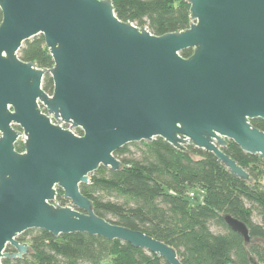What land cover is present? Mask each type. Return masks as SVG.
<instances>
[{"label": "water", "instance_id": "water-1", "mask_svg": "<svg viewBox=\"0 0 264 264\" xmlns=\"http://www.w3.org/2000/svg\"><path fill=\"white\" fill-rule=\"evenodd\" d=\"M185 1L188 27L154 35L118 19L110 0H0V264L29 252L17 236L30 229L117 239L183 264L169 245L96 215L80 184L100 166L120 169L119 148L156 137L211 152L242 179L227 141L264 160L251 124L264 120V0ZM39 34L48 68L18 56ZM58 190L69 204L56 203ZM223 219L250 241L245 223Z\"/></svg>", "mask_w": 264, "mask_h": 264}, {"label": "trees", "instance_id": "trees-1", "mask_svg": "<svg viewBox=\"0 0 264 264\" xmlns=\"http://www.w3.org/2000/svg\"><path fill=\"white\" fill-rule=\"evenodd\" d=\"M110 1L118 19L154 35L183 30L190 23L185 0ZM190 53L191 49L180 52L183 57ZM18 56L39 68L53 64L41 34L26 40ZM52 86L46 74L42 88L50 93ZM251 124L264 132V120L253 119ZM15 148L22 151V143L16 142ZM222 151L247 172L248 179L231 175L211 152L189 145L179 150L156 137L119 148L114 155L122 167L100 166L79 188L92 201L96 215L169 245L183 264H254L251 259L264 264V160L232 141ZM194 190L203 194L190 196ZM67 201L58 190L56 203ZM226 214L247 225V244L225 223ZM17 239L29 245V252L3 258L2 264H167L143 248L84 232L54 237L30 229Z\"/></svg>", "mask_w": 264, "mask_h": 264}, {"label": "built area", "instance_id": "built-area-1", "mask_svg": "<svg viewBox=\"0 0 264 264\" xmlns=\"http://www.w3.org/2000/svg\"><path fill=\"white\" fill-rule=\"evenodd\" d=\"M63 126H64V127H68V125H66V124H63ZM72 131H73L75 134H77V135H80V134H81V132H78V131H77V128H73ZM198 192L201 193V194H203V190H198ZM189 195H190V196H194V193H193V192H190Z\"/></svg>", "mask_w": 264, "mask_h": 264}, {"label": "rangeland", "instance_id": "rangeland-1", "mask_svg": "<svg viewBox=\"0 0 264 264\" xmlns=\"http://www.w3.org/2000/svg\"><path fill=\"white\" fill-rule=\"evenodd\" d=\"M193 192H194L195 195H198V196L201 195V193H198L196 190H194ZM254 219H255V220L257 219L256 216H254Z\"/></svg>", "mask_w": 264, "mask_h": 264}, {"label": "flooded vegetation", "instance_id": "flooded-vegetation-1", "mask_svg": "<svg viewBox=\"0 0 264 264\" xmlns=\"http://www.w3.org/2000/svg\"><path fill=\"white\" fill-rule=\"evenodd\" d=\"M16 128H19V127L16 126ZM19 141L21 142V140H19ZM17 142H18V141H17ZM67 204H69V201H67V202L65 203V205H67Z\"/></svg>", "mask_w": 264, "mask_h": 264}]
</instances>
